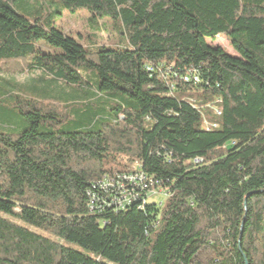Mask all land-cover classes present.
Here are the masks:
<instances>
[{
  "label": "trees",
  "instance_id": "16d2710c",
  "mask_svg": "<svg viewBox=\"0 0 264 264\" xmlns=\"http://www.w3.org/2000/svg\"><path fill=\"white\" fill-rule=\"evenodd\" d=\"M14 1L0 0V109L10 98L23 119L0 124V264H264V0ZM77 11L112 20L116 45L55 28ZM32 71L26 92L79 101L3 87ZM135 164L161 206L91 213L99 182Z\"/></svg>",
  "mask_w": 264,
  "mask_h": 264
},
{
  "label": "rangeland",
  "instance_id": "374dc122",
  "mask_svg": "<svg viewBox=\"0 0 264 264\" xmlns=\"http://www.w3.org/2000/svg\"><path fill=\"white\" fill-rule=\"evenodd\" d=\"M10 6L15 12L19 14H25L23 0L14 1L10 4ZM89 18L90 15L84 11H77L75 14L63 13L61 16L54 17V23H55L54 26L55 28L62 31L64 34L77 40L83 46H86L88 44H96L97 46H102V47L116 45V43L118 42V37L116 36V32L111 25L113 24L112 20L108 18L89 20ZM207 44L210 45L211 47H218L222 49L226 54L230 56L233 57L237 56L232 51L229 43L226 41L225 37L223 36H218L214 41L207 40ZM38 74L39 73L37 71H32L30 73H24V74H13L7 76L2 75V78L9 82V85H3V87L6 89L7 92H10L12 91L11 90L12 86L15 85L16 88H14L15 90H13L14 93L17 95H21V91L18 88V84H20L21 87L23 83L29 82V80L35 78L36 76H38ZM21 90L27 95L38 98L41 97L52 103L73 104V101L74 102L77 100L79 101L80 99V98H73V96L72 98L66 96L67 92H69L68 89H64V90L54 89L53 92H56V95H53V92H48L45 94H41V93L33 94L31 92H26L25 88L22 87ZM89 91H91V94H97L94 87L89 88ZM10 103H11L10 98H6L1 103L2 109H0V124L8 123L9 119L17 120V121L19 119H23L20 116L19 109H17L16 107L13 108L11 114L7 113L8 110L7 108L11 107ZM69 113L71 118L70 121H73V109H70ZM156 199L158 202L164 201V198H162V194H158L155 196V198L149 200V202L154 201ZM30 230L45 237L47 236L37 230L31 228ZM72 248L78 249L73 246Z\"/></svg>",
  "mask_w": 264,
  "mask_h": 264
},
{
  "label": "built area",
  "instance_id": "2783aa9c",
  "mask_svg": "<svg viewBox=\"0 0 264 264\" xmlns=\"http://www.w3.org/2000/svg\"><path fill=\"white\" fill-rule=\"evenodd\" d=\"M190 80L196 83L198 78L196 76L182 77L183 82ZM215 113L220 114L219 111H215ZM202 126L206 131L216 127L215 125L209 126L205 122ZM193 162L198 164L200 161L195 159ZM99 186L104 190V193L99 198H93L92 201H89L87 207L91 213H101L104 208L115 212L131 206L143 209L144 205L156 195L162 194L164 199L168 196L167 192L160 186V182L144 173L138 164H135L131 173L117 174L113 178L104 177L99 182ZM153 202L158 206L162 204L157 199Z\"/></svg>",
  "mask_w": 264,
  "mask_h": 264
}]
</instances>
